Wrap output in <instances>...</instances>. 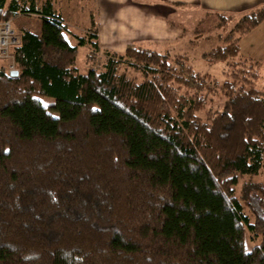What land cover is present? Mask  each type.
Masks as SVG:
<instances>
[{
	"label": "trees",
	"instance_id": "obj_1",
	"mask_svg": "<svg viewBox=\"0 0 264 264\" xmlns=\"http://www.w3.org/2000/svg\"><path fill=\"white\" fill-rule=\"evenodd\" d=\"M17 15L39 29H20L17 76L0 61V264H264V95L238 52L264 6L202 54L233 67L203 117L216 83L186 55L129 44L81 72L96 33L73 44L51 0H0Z\"/></svg>",
	"mask_w": 264,
	"mask_h": 264
},
{
	"label": "rangeland",
	"instance_id": "obj_2",
	"mask_svg": "<svg viewBox=\"0 0 264 264\" xmlns=\"http://www.w3.org/2000/svg\"><path fill=\"white\" fill-rule=\"evenodd\" d=\"M35 1L39 6L45 0ZM51 2L53 8L60 13L63 22L66 23L70 34L69 38L73 44L77 42V36L90 32L96 33L97 50H94L89 44L77 47L75 66L79 71L83 72L91 65L100 66L104 58L111 53L123 56L124 50L129 44L172 56L184 54L195 70L201 74H209V78L216 83L215 90L205 93L206 104L203 110L197 112L198 115L203 117L204 111L208 107H221L226 100V95H223L220 86L224 81L230 80L232 65L222 61H209L203 58L202 54L220 44V37L225 34L236 16L231 14L233 20L218 28L215 27L217 18L212 15L206 16L200 9L192 7V1L185 4L184 8H175L173 5L168 6L163 2L164 5H161L160 0H51ZM151 13H158L161 16L168 13V17L178 27H174L170 33L166 32L164 23L151 17ZM95 16L97 24L94 23ZM37 18L34 15H17L8 19L19 37L20 29L23 27L34 32L38 31L39 20ZM260 31L264 33L263 26ZM261 43H264V40H261ZM238 52L240 60L246 58L258 61V77L254 81V87L264 95V59L244 56L239 49ZM7 53L8 55L0 61L8 71V68L14 67L12 48H9ZM122 59L131 61L126 56H123ZM234 60H237V57ZM211 87L213 86L211 85ZM41 100L44 104L52 103L50 98L43 97ZM250 180L255 182L264 180V153L258 175ZM245 181H247L246 178L239 181L236 187L237 191Z\"/></svg>",
	"mask_w": 264,
	"mask_h": 264
},
{
	"label": "crops",
	"instance_id": "obj_3",
	"mask_svg": "<svg viewBox=\"0 0 264 264\" xmlns=\"http://www.w3.org/2000/svg\"><path fill=\"white\" fill-rule=\"evenodd\" d=\"M161 5L163 3L168 6L173 5L175 8H180L191 2L192 7L200 9L206 16H214L218 13L229 15L232 14L237 16L254 8L264 6V0H160ZM163 2V3H162ZM152 5V4H150ZM164 5V4H163ZM153 7V6H151ZM151 17L157 18L164 23L166 32L170 33L174 27H178L170 17L168 13L161 16L158 13H151ZM95 24L96 16H95ZM264 27V19L252 30H250L246 35H244L239 41V51L242 55L248 57H258L264 59V33L260 31V28ZM183 30V29H182ZM181 30V31H182ZM182 33V32H181ZM263 34V35H262Z\"/></svg>",
	"mask_w": 264,
	"mask_h": 264
},
{
	"label": "built area",
	"instance_id": "obj_4",
	"mask_svg": "<svg viewBox=\"0 0 264 264\" xmlns=\"http://www.w3.org/2000/svg\"><path fill=\"white\" fill-rule=\"evenodd\" d=\"M18 42H19V37H17L16 33L14 32V29L11 26L10 19L1 20L0 21V53L1 54L3 53V56H1L0 54V60L5 58L8 55L7 53L8 49L16 46ZM13 69L15 68L11 66L10 68H8V71Z\"/></svg>",
	"mask_w": 264,
	"mask_h": 264
},
{
	"label": "water",
	"instance_id": "obj_5",
	"mask_svg": "<svg viewBox=\"0 0 264 264\" xmlns=\"http://www.w3.org/2000/svg\"><path fill=\"white\" fill-rule=\"evenodd\" d=\"M8 74H9L10 76H17L18 71H17V69H13V70H10V71L8 72Z\"/></svg>",
	"mask_w": 264,
	"mask_h": 264
}]
</instances>
